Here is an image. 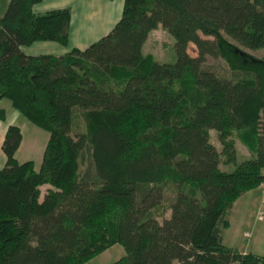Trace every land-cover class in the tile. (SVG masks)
Segmentation results:
<instances>
[{
  "label": "trees",
  "instance_id": "16d2710c",
  "mask_svg": "<svg viewBox=\"0 0 264 264\" xmlns=\"http://www.w3.org/2000/svg\"><path fill=\"white\" fill-rule=\"evenodd\" d=\"M42 1L10 0L0 18V100L49 134L35 171L14 158L19 128L6 130L0 264H87L115 245L114 264H264L222 243L234 202L264 186V57L242 50H264V0H123L84 50L27 56L37 42L68 43L70 10L35 15ZM158 28L174 40L172 64L143 53ZM211 44L230 77L203 68ZM232 137L249 159L237 163Z\"/></svg>",
  "mask_w": 264,
  "mask_h": 264
},
{
  "label": "rangeland",
  "instance_id": "374dc122",
  "mask_svg": "<svg viewBox=\"0 0 264 264\" xmlns=\"http://www.w3.org/2000/svg\"><path fill=\"white\" fill-rule=\"evenodd\" d=\"M10 0H0V18L5 13L7 4ZM72 2V0H68ZM73 4V3H72ZM74 2V7H75ZM123 0H113L112 8L118 13L120 17L122 11ZM64 6L60 0H44L40 4L34 6L33 13L35 15H44L49 11L55 10ZM76 10V9H75ZM74 10V24L73 28H77V24H80V20L77 16V12ZM95 23H87V30L91 33L85 34L81 32L79 35L78 42L82 43L87 48L92 42L99 40L105 35L103 33L102 27H99ZM85 29V28H84ZM93 29H95L94 32ZM108 34V33H107ZM208 41L213 39L205 38ZM71 46L75 45L76 42L72 39L69 43ZM41 45V43H37ZM36 47V46H35ZM212 47V49H211ZM209 48L208 61L203 65V68L215 72L222 77H230L231 72L225 61H223L214 44H211ZM83 49V50H84ZM34 48L31 52L39 55L46 54L43 51H37ZM44 50V49H43ZM246 56L253 59H260L264 57V50L252 51L248 49H242ZM41 52V53H38ZM187 52L190 56H195L196 48L194 45L190 44L187 47ZM144 53L153 56L154 60L159 63L172 64L175 62L174 53V40L173 38L161 28L151 34L148 42L144 47ZM248 59H234L231 56V60L234 66H245L248 69H256L258 65L254 64L252 60ZM75 129L74 132L83 129V122L79 113L74 115ZM47 135V132H45ZM210 143L221 152L222 147L218 142L217 134L214 131H210ZM234 140V149L237 156V163L247 160L251 157V154L247 151L245 146H243L240 141L232 137ZM225 157L221 156L219 169L226 172H231L234 170L233 165L224 164ZM264 174V171H263ZM47 186L42 187V191L45 190ZM175 190L172 185H168L164 190V206L169 207L170 203L173 201L175 196ZM164 218H169L170 211L163 212ZM229 227L222 232V243L224 246L229 248H235L238 250L251 253L256 256L264 257V186H260L257 190L248 192L242 195L238 200L234 202L231 209L228 211L226 217ZM162 219H159L161 221ZM124 256V251L122 247L115 245L110 249L106 250L104 253L88 262L87 264H114L120 258Z\"/></svg>",
  "mask_w": 264,
  "mask_h": 264
},
{
  "label": "crops",
  "instance_id": "0c3cea01",
  "mask_svg": "<svg viewBox=\"0 0 264 264\" xmlns=\"http://www.w3.org/2000/svg\"><path fill=\"white\" fill-rule=\"evenodd\" d=\"M60 1L63 3L64 6L57 8L55 10L68 9L70 10L71 13L70 24L68 29L67 45L60 46L53 42H37V43H41V45H37V43H34L30 46L21 48L22 52L25 55L62 56L67 54L74 48L83 50L85 44L83 45L78 41L81 40V37L79 39V35L81 32H84L85 34L91 33L87 30V23L88 24L89 22L92 24L95 23L97 26L99 24V27H102L103 33L107 35V33L111 31L113 26L119 21L121 17V15L120 17L118 16V13H116V11L111 6L113 0H72V2L68 0H60ZM74 2L76 3L75 7H74ZM74 10L75 12H77V16L80 20V24H77L76 29L73 28ZM96 25L94 27H96ZM158 29L152 31L148 35V38L142 49L143 53H144V47L148 42L151 34L155 31H158ZM94 31L95 29H93L92 32ZM72 39H74V41L76 42L74 46L73 45L71 46L69 44ZM34 48H37L38 49L37 51H43L42 53H46V54L36 55L31 52ZM0 114L3 115V118L0 119V170L4 168L6 163V157L1 149L6 130L9 126H16L20 130L21 142L18 150L14 155V158L20 164L31 161L34 165V170L38 171L42 162L46 144L49 139V134L47 133L46 135L45 131L37 128L32 123H30L26 118H24L17 110L13 108L12 103L8 99L0 100ZM240 252L247 253L242 250Z\"/></svg>",
  "mask_w": 264,
  "mask_h": 264
}]
</instances>
